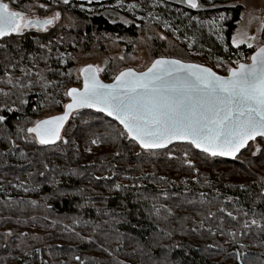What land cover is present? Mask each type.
Here are the masks:
<instances>
[{"label": "trees", "instance_id": "trees-1", "mask_svg": "<svg viewBox=\"0 0 264 264\" xmlns=\"http://www.w3.org/2000/svg\"><path fill=\"white\" fill-rule=\"evenodd\" d=\"M198 2L126 0L127 13L142 17L129 27L103 11L73 10L89 20L85 29L0 47V264H264V139L258 153L253 141L226 161L189 144L144 150L92 110L74 113L52 145L18 129L25 115L63 109L74 80L64 54L97 38L114 51L115 40L131 41L126 57L144 43L153 61L175 58L228 75L245 62L232 45L242 6ZM127 64L115 60L99 74L111 82Z\"/></svg>", "mask_w": 264, "mask_h": 264}, {"label": "snow or ice", "instance_id": "snow-or-ice-1", "mask_svg": "<svg viewBox=\"0 0 264 264\" xmlns=\"http://www.w3.org/2000/svg\"><path fill=\"white\" fill-rule=\"evenodd\" d=\"M185 2L199 7L197 0ZM59 15L26 19L23 11L0 0V37L52 24ZM232 42L237 43L235 36ZM251 60V64L239 63L237 68H229L230 74L225 77L203 65L161 57L145 72L126 68L111 84L98 78L96 68L86 73L83 89H69L67 95L72 102L65 108L99 107L114 115L127 134L145 149L186 140L213 156L235 157L250 140L264 137V45ZM94 67L86 66L89 70ZM67 117L65 112L36 121L27 131L35 133L41 144L53 143L62 139L60 129ZM4 119L0 116V121Z\"/></svg>", "mask_w": 264, "mask_h": 264}, {"label": "rangeland", "instance_id": "rangeland-1", "mask_svg": "<svg viewBox=\"0 0 264 264\" xmlns=\"http://www.w3.org/2000/svg\"><path fill=\"white\" fill-rule=\"evenodd\" d=\"M11 7L17 11H23L26 16L30 18H52L56 13H59V17L53 20V23L46 27L45 30H41L36 34H31L40 40L53 41L57 39V35L64 31L83 30L89 23V20L79 19L73 14L75 11H85L88 14H95L103 11L102 14H108L113 23H122L125 26H132L134 23L139 24L142 17L137 16L136 13L128 14L129 12L125 7L126 0H68L67 3L64 0H26L21 2L20 0H5ZM168 2L179 6V8L186 7L185 0H167ZM238 3L242 6V12L240 20L237 23V27L233 34L236 37L237 43H233V47L240 49L243 56L239 60L248 63L252 55V51H255L260 46L264 45L263 31H264V0H238ZM174 7L179 13L180 10ZM108 9V10H107ZM101 13V12H100ZM131 13V11H130ZM163 38L166 37L162 31L159 33ZM255 39H251V37ZM232 37V41H233ZM23 37H11L0 41V47L12 46L19 47L21 45ZM116 44H119L116 51L112 47H108L107 50L99 44L97 38L92 47L85 51H77L75 53L68 52L64 54L65 64L69 59L73 61L72 65L67 69V76L73 77L74 80L69 83L65 89L67 93L70 88L82 86V79L80 76L81 70L87 65H94L98 68L99 73H104L111 70L113 62H117L127 59L126 68H133L137 71L146 70L153 62L152 57L148 53V49L144 46L137 44L131 56L126 57V43L131 41L115 40ZM111 45V44H110ZM205 62L207 60L203 59ZM208 63V62H207ZM123 70V69H122ZM63 109L53 114H42L39 117L23 116L18 120V129L24 135V137L33 139L35 136L28 132L29 127H33L36 121L54 116L63 112ZM262 144L255 140L253 145V151L258 153Z\"/></svg>", "mask_w": 264, "mask_h": 264}, {"label": "water", "instance_id": "water-1", "mask_svg": "<svg viewBox=\"0 0 264 264\" xmlns=\"http://www.w3.org/2000/svg\"><path fill=\"white\" fill-rule=\"evenodd\" d=\"M197 3H199L198 0H197ZM186 5H187L188 7H190V8H193V7H191L188 3H186ZM50 25H51V24L44 25L43 27L37 25V26H34V27H35V30H38V29H40V30H44L46 27H49ZM10 34H11V33H10ZM10 34L5 35V36H3V37H0V40L3 39V38H5V37H7V36H9ZM257 50H258V49H256V50L252 53L251 57L253 56L254 53L257 52ZM251 57H250V61H249L248 63H245V62H242V63H243V64H251V63H252ZM158 59H159V58H158ZM168 59H175V58H168ZM178 60H179V59H178ZM183 62H184V61H183ZM185 63H191V62H185ZM191 64H198V63H191ZM151 65H152V64H151ZM151 65H150L148 68H150ZM199 65H203V64H199ZM93 66H94V65H93ZM203 66H205V67H207V68H211V67H209V66H207V65H203ZM238 66H239V64H238ZM238 66L233 67V68H237ZM148 68H147V69H148ZM83 69H84V71L81 70V73H80V76H81V79H82V86H81L80 88H78V87H73V88L83 89V87H84V78H85L86 73H87L88 71H93V70H95L96 67H94V69H92V70H89V69H87L86 66H85ZM132 69H133V68H132ZM147 69L144 70V71H137V70H135V69H133V70H134L135 72H145V71H147ZM211 69H212L213 72H215V73H216L217 75H219V76H225V77H226V76H228V75L230 74V73H228V75H221V74L217 73L213 68H211ZM96 75H97L98 78H99L103 83H105V84H111V83H114V82H115V79H114L113 81H111V82H106V81H104V80L101 78V76H100V74H99L98 71H96ZM118 75H119V74H118ZM70 89H72V88H70ZM68 91H69V90H68ZM67 93H68V92H67ZM67 96L69 97V101L67 102V104H70V103L72 102V97L69 96V95H67ZM67 104H66V105H67ZM81 110H92V111H95V112H99V113L103 114L104 116L110 118L111 120L117 122V123H118V124H119V125L125 130V132L127 133V130L123 127L122 124H120V122H119L118 120H116V118H115L114 115H113V116L108 115L107 112L102 111L99 107H87V106H85V107H82V108H73V109H71V110H69V109H67V108L64 107V110H63L62 113L57 114V115H54V116H61V115H63L65 112H68V117H67L66 120H64V122H63V127L60 129V135H62V132H63L65 126L67 125V123L70 121L72 115H73L74 113L78 112V111H81ZM50 117H53V116H50ZM47 118H48V117H47ZM47 118H44V119H41V120H45V119H47ZM34 126H35V125H34ZM32 134H33V135L35 136V138H36V134H35V133H32ZM128 136H129L134 142H136V144L139 145L142 149H144V150H149V151L164 150V149H167V148H169V147H171V146H173V145H176V144H189V145H192L189 141H186V140H173V141H171L170 143H167V144H165L163 147H160V148H155V149H145V148H143V147L139 144L138 141H136L135 139H133L132 136H130V135H128ZM258 139H264V137L257 136V137L255 138V140H258ZM36 140L38 141L39 144H41L37 138H36ZM255 140H254V141H255ZM58 141H59V140H56V141H54L53 143L42 144V145H52V144L57 143ZM251 142H253V141L250 140V141L248 142V144L245 145V147L242 148V149L240 150V152H238V153L236 154L235 157H231V156H220V155H215V156H213V155H212L211 153H209V152H204L202 149H198V148H196L195 145H192V146H193L197 151H199V152H201V153H204V154H207V155H209V156H211V157H214V158H220V159H222V160H226V161H234V160L240 155V153H241L244 149L247 148V146H248Z\"/></svg>", "mask_w": 264, "mask_h": 264}, {"label": "flooded vegetation", "instance_id": "flooded-vegetation-1", "mask_svg": "<svg viewBox=\"0 0 264 264\" xmlns=\"http://www.w3.org/2000/svg\"><path fill=\"white\" fill-rule=\"evenodd\" d=\"M6 2V1H5ZM8 3V2H6ZM9 6L11 7V5L9 4ZM12 8V7H11ZM13 9V8H12ZM15 10V9H14ZM25 18H30L28 16L25 15ZM30 19H37V18H30ZM41 20V19H40ZM45 30V29H44ZM41 30L38 29V30H35V27H30V28H24L23 31L20 33V34H17V33H11L9 36L1 39L0 41H3L5 39H8V38H11V37H24L26 35H31V34H36L38 32H40Z\"/></svg>", "mask_w": 264, "mask_h": 264}]
</instances>
